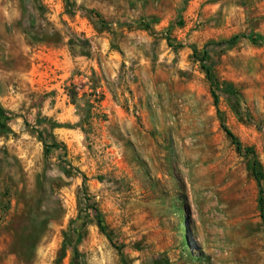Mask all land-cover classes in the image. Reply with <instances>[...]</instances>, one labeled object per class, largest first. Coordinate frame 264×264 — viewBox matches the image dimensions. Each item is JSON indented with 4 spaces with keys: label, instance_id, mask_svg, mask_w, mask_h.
<instances>
[{
    "label": "rangeland",
    "instance_id": "obj_1",
    "mask_svg": "<svg viewBox=\"0 0 264 264\" xmlns=\"http://www.w3.org/2000/svg\"><path fill=\"white\" fill-rule=\"evenodd\" d=\"M242 35L264 0H0V264H264Z\"/></svg>",
    "mask_w": 264,
    "mask_h": 264
},
{
    "label": "trees",
    "instance_id": "obj_2",
    "mask_svg": "<svg viewBox=\"0 0 264 264\" xmlns=\"http://www.w3.org/2000/svg\"><path fill=\"white\" fill-rule=\"evenodd\" d=\"M90 12V14H95V16L97 17V18H100V15L98 14V13H95L94 11H89ZM101 20V19H100ZM101 23H103V24H109V23H107L106 21H104V20H101L100 21ZM242 37H244V38H248V39H250V40H252L254 43H257V44H264V37L263 36H261V35H257V36H255V37H253V36H251V35H248V36H246V35H242ZM237 38H239V36H236V37H234L233 39H231L230 41H228V42H226L225 44H227V45H231V43H232V41L233 40H235V39H237ZM177 46H180V47H182L183 45L182 44H179V45H177ZM206 52L204 51V57H203V61H205V57H206ZM205 69H206V73H207V75L209 76V77H211V73H212V71H211V69L210 68H208V67H205ZM214 96H215V100H216V103L218 102V97H217V95L214 93ZM0 116H5V112L4 111H1L0 110ZM224 130L226 131V133L232 138V140H233V142L236 144V146H237V149H238V151H243V149H244V147H243V145H242V143L237 139V137L235 136V134L228 128V127H226L225 125H224ZM246 152H253V150L251 149V148H247L246 149ZM254 166H255V168H257V166H258V161L257 160H255V162H254ZM261 206H262V208H264V202H263V199H261Z\"/></svg>",
    "mask_w": 264,
    "mask_h": 264
}]
</instances>
